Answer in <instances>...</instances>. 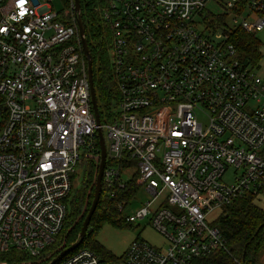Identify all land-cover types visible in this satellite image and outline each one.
<instances>
[{
    "label": "built area",
    "instance_id": "obj_1",
    "mask_svg": "<svg viewBox=\"0 0 264 264\" xmlns=\"http://www.w3.org/2000/svg\"><path fill=\"white\" fill-rule=\"evenodd\" d=\"M211 1L109 0L103 19L120 100L115 119L101 122L102 187L114 199L137 175L153 199L126 220L151 213L166 244L137 238L118 260L84 248L56 264H193L226 249L213 224L224 206L247 195L264 200V77L238 58L233 27L205 34ZM215 1L245 32L264 29V0ZM67 5L61 13L52 0H0V254H23L0 264L50 263L65 248L49 249L65 224L77 164L91 160L98 173L79 15L74 0Z\"/></svg>",
    "mask_w": 264,
    "mask_h": 264
},
{
    "label": "trees",
    "instance_id": "obj_2",
    "mask_svg": "<svg viewBox=\"0 0 264 264\" xmlns=\"http://www.w3.org/2000/svg\"><path fill=\"white\" fill-rule=\"evenodd\" d=\"M66 3L69 0H65ZM81 18L85 27L86 39L93 59V80L96 89L101 122H110L115 119L120 96L115 81L111 50L113 45V31L109 23L103 19V11L109 5V0H80ZM240 5L243 2H239ZM216 22H223V16L211 20L213 31L217 30ZM230 42L237 48L238 58L242 63L251 64L259 68V41L255 34H250L242 29L230 32ZM83 59L87 58L82 52ZM98 145V144H97ZM99 147V146H98ZM126 162V161H125ZM135 165V161L124 163ZM83 173L82 187L66 199L67 216L62 232L49 249L55 250L64 240L65 248L76 244L79 239L83 221L92 204L95 191L96 165L93 161L82 159L77 164ZM74 174L72 175L73 182ZM137 175H134L124 189L117 192L114 199H109L104 186L98 206L92 216L88 232L84 240L77 244L70 252L89 248L97 252L104 260L114 261L119 257L108 251L103 245L91 237L99 227L106 222L119 225L134 224L126 220L117 203L128 204L137 194L140 187L136 184ZM226 239V249H221L209 256L195 259L193 264H262L264 261V207H261L251 195L236 199L230 205L224 206L222 213L213 222ZM66 227V230H65ZM58 241V244H57ZM23 254L11 250L0 254V260H21Z\"/></svg>",
    "mask_w": 264,
    "mask_h": 264
},
{
    "label": "rangeland",
    "instance_id": "obj_3",
    "mask_svg": "<svg viewBox=\"0 0 264 264\" xmlns=\"http://www.w3.org/2000/svg\"><path fill=\"white\" fill-rule=\"evenodd\" d=\"M240 1L244 2L245 0H240ZM52 5L56 11L61 13L64 12V10L68 6L65 0H52ZM205 12L210 14L211 17L205 23V25L207 26L206 30H204L205 25H201L199 27L200 29L204 30L205 34L212 33L213 28L210 26L211 20H215L217 16H223V22L220 23L216 22V27L218 30H227L226 29L227 27H233L230 31H233L235 29H241L240 28L241 18L238 19L237 23H234L235 14L229 13L221 3H218L215 0L208 3ZM255 35L260 44L259 46L260 59L258 61L260 67L259 68L254 67V68L260 76L264 77V29L262 31L257 32ZM197 115H198V120L200 122L204 124L207 123L208 119L204 113L198 112ZM103 132L104 134H106L107 133L106 129H104ZM73 174L74 177H73L72 195L76 193L77 189L82 187V179H83V173L79 166L76 167V170ZM234 176L235 173L233 171H229L224 176V179L226 181H232L234 180ZM152 199L153 196L151 195V193H149L146 190V188L140 187L135 197H133L132 200L125 205V209L122 211V215L126 216V215L134 214V212L140 207H142L144 203ZM257 204L260 205L261 207H264V200H259ZM156 207H157V202L153 203L150 209L154 211ZM219 212L220 209H215L209 214L207 220L210 221L216 215H218ZM151 216L152 214L150 213L144 219L138 220L134 224H130V225H119L111 221L106 222L101 227H99V229L96 232H94L91 235V237L95 239L97 242H99L101 245H103L108 251H110L112 254H114L117 257H121L128 249L131 242L137 238H143L156 247H163L166 244L164 236L153 227L151 223ZM63 243L64 240L61 242L59 246H61ZM56 248H58V245ZM262 264H264V261L262 262Z\"/></svg>",
    "mask_w": 264,
    "mask_h": 264
},
{
    "label": "water",
    "instance_id": "obj_4",
    "mask_svg": "<svg viewBox=\"0 0 264 264\" xmlns=\"http://www.w3.org/2000/svg\"><path fill=\"white\" fill-rule=\"evenodd\" d=\"M75 2V11L78 13L79 17L77 19V24H78V28H79V34H80V38H81V44H82V49H83V53L87 58V66H88V77H89V82H90V93H91V101H92V105H93V111L95 114V118H96V122L98 125V139H99V146H100V153H101V160H100V164L98 167V173L96 176V183H95V191H94V198L92 201V204L89 208V211L83 221L81 230L79 232V239L77 241L76 244H73L67 248H64L56 257H54L50 263L48 264H56L57 262H59L66 254H68L69 252H71L77 244H80L84 238L87 235L88 232V228H89V224L90 221L92 219V216L98 206L100 197H101V193H102V178H103V172H104V168L106 165V159H107V148H106V141H105V137H104V133L102 130V126H101V117H100V112H99V107H98V100H97V95H96V89H95V84H94V80H93V59H92V55L90 52V49L88 47V42L86 39V34H85V27L83 24V20L80 16L81 13V3L80 0H74Z\"/></svg>",
    "mask_w": 264,
    "mask_h": 264
},
{
    "label": "crops",
    "instance_id": "obj_5",
    "mask_svg": "<svg viewBox=\"0 0 264 264\" xmlns=\"http://www.w3.org/2000/svg\"><path fill=\"white\" fill-rule=\"evenodd\" d=\"M264 260V259H263Z\"/></svg>",
    "mask_w": 264,
    "mask_h": 264
}]
</instances>
